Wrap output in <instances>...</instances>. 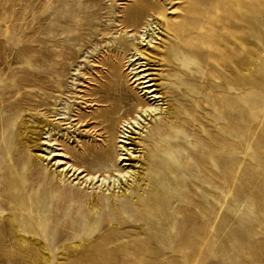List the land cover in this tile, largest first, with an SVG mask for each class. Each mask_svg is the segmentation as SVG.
<instances>
[{
  "label": "rangeland",
  "instance_id": "374dc122",
  "mask_svg": "<svg viewBox=\"0 0 264 264\" xmlns=\"http://www.w3.org/2000/svg\"><path fill=\"white\" fill-rule=\"evenodd\" d=\"M218 1L207 0L203 6H213ZM165 3L169 11L179 9L176 6L179 3L171 5L168 0ZM184 3L195 8L194 16H202L200 4L192 3V0H185ZM141 5L139 0H0V98L11 92L21 94L14 118L20 121L26 116L29 123L38 125L35 119L39 117L49 125L54 122L50 116L53 104L63 106L66 101L72 102L71 110L77 124L69 129L65 125L57 127L55 124L56 130L60 129L63 135L48 150H63L65 145L75 151L84 144L95 147L104 141V131L95 130L96 118H89L88 115L96 111L100 113L101 108L109 105L106 99L113 100L118 94L117 87L115 93L112 89H105V86H112L107 79L110 77L111 58L121 57L119 53L123 52L117 46L128 41V36L121 30L131 29L134 32L143 24L144 19H132L131 16L132 22L122 21L125 12L134 8L141 11ZM239 13L244 18L242 31H239L236 18L228 21V39L221 42L222 47L228 48L225 53L229 57L228 62L211 69L208 63L196 60L205 74L212 70L219 77L221 84L217 88L210 87L214 89L212 93L231 103V111L225 117L205 110L218 117L215 130L218 136L211 135V140L203 144L205 148L214 145L204 164L210 174H191V169H186L190 176L184 177L187 183L189 178L196 176L198 179L206 178L202 181L205 194L200 188L190 189L191 193L200 195L196 200L199 216L204 213L210 215L209 220H204V217L200 220L201 228L206 232L202 229L197 234L196 247L186 235L180 245L177 243L178 249L170 245L171 233L175 234L178 227L161 231L150 226L151 219L156 220L157 217L150 214L152 211L148 206L156 203L155 198L159 195L155 194L152 183L155 180L151 160H147V138L158 124L167 122L169 114L164 110L170 106L176 107L172 104L175 103L173 95L169 93L174 86V83H168L171 80L168 77L170 60L161 57V60L149 61V67L156 74L160 90L166 94L163 113L156 120H151L148 127L141 129L146 136L137 134V137H143L144 142L140 146L135 145L137 156L129 160L131 165H135V175L119 185L110 182L100 186L99 183H86L76 175L61 177L55 174L53 159L50 162L36 159L33 165L25 167L24 182H20L19 188L8 192V196L0 193V245L13 254L7 255L6 260L1 255L0 264H38L31 259L27 262L28 257H19L21 252L29 254L33 246L30 241L18 243L10 215L16 218L20 227L29 229L26 231L28 234L45 245L50 260H43V264H91L97 256L108 258L111 264H264V0H244L243 10H239ZM218 18L222 24L226 21L213 9L207 31L210 38L221 30L222 24L219 26L215 23ZM193 30L198 39L203 38L199 27L194 25ZM66 31L77 32L78 37L73 42V50L66 56L62 75H58L56 85L48 87L37 77H31V73L41 64L42 57L50 52L57 38L64 37ZM161 36L162 39L153 42V48L167 46L166 50L170 52L168 47L171 46L172 36ZM95 46L97 50L93 56L90 55V61H84L87 64L86 73L72 74L80 63L78 53ZM178 50L177 57L184 55V48ZM177 57L173 55L174 59ZM123 64L124 61L119 64L121 81L126 84L128 81L131 91L136 94ZM24 71L28 72L25 77H30L27 84L23 82L21 74ZM200 82L206 85V79L200 76L196 90L200 89ZM49 94L51 97L47 99ZM239 95L241 102L235 106L234 100ZM42 97L44 104L37 105V100ZM185 97V102H192L188 96ZM132 101H135L133 97ZM89 102L91 105L83 106ZM204 102L209 103L208 99ZM222 110H225L224 106ZM198 111L195 110V113ZM182 118L185 119L184 116ZM51 125L54 126V123ZM180 130L179 127L174 129ZM15 138L13 134L12 139ZM0 140L4 138L0 136ZM180 141L191 144L193 139L183 138ZM191 145L199 147V143ZM41 147L37 145L33 153L38 156L42 154L41 150L45 147ZM188 158L183 162L184 169L190 165ZM66 160L82 168L89 165L75 152L70 153ZM214 171L224 174H211ZM146 180L148 183L143 189L141 183ZM93 200H97L99 206ZM167 202L171 217L183 220L185 215L182 209L189 204L186 198L178 202L177 197L172 195ZM24 219L31 221L29 226ZM67 219L72 222H66ZM76 220L80 221L73 224ZM183 222L186 225L185 219ZM153 235L156 236L155 240L151 239ZM138 240L142 242L134 247V242ZM167 243L161 252L156 251L158 246ZM190 250H194L191 260L190 255H185ZM15 255L18 260L14 258Z\"/></svg>",
  "mask_w": 264,
  "mask_h": 264
},
{
  "label": "bare ground",
  "instance_id": "6f19581e",
  "mask_svg": "<svg viewBox=\"0 0 264 264\" xmlns=\"http://www.w3.org/2000/svg\"><path fill=\"white\" fill-rule=\"evenodd\" d=\"M139 1L142 4L139 8L141 11L134 8L125 12L122 21H127V23L132 22L129 17L131 16L132 19H144L143 24L134 32H131V29L121 30L128 36V41L124 45L119 44L117 46L118 50L123 52L119 53L121 57L113 56L111 58V71L108 73L110 77L107 79L112 82V86L111 88L105 86V89H112L115 93V88L117 87L118 94L113 100L106 99L109 105L101 108L100 113L96 111L95 114L88 115L89 118H96L94 124L95 130L104 131L106 135L100 145L93 147L84 144L75 151L70 150L65 145L63 150L56 147V149L52 148L48 150L49 147L57 144L58 137L63 135L59 132L60 129L56 130L57 127L65 125V128L69 129V127L77 124L75 114L71 110V101H66V104L63 106L57 103L53 104L50 114L52 116L51 119L54 121L50 120L54 123V126H52L51 124L53 123L48 125L39 117L35 119L39 122L38 125L29 123L26 116H23L20 121L14 118L21 94L11 92L0 98V136L4 138V140H0V193L8 196V192L19 188L20 182H24L23 174H25V167L33 165L36 159L41 161L47 159L48 162L53 159L52 165H55V174L61 177L68 178L76 175L79 178H83L86 183H99L98 185L100 186L110 184V182H113V185H119L123 180L126 181L135 175L136 169L133 167L135 165H131L129 160H134L135 156H137L135 154L137 151L135 145L140 146L144 142L143 137H140L144 135L141 129L148 127L151 120L159 118V115L163 113V105L166 98L165 91H161L159 88L160 83L156 82L155 72L149 67V61H158L161 60V57H165L170 60L168 77L171 80L168 83H174V86L169 89V93L173 95L175 103L172 104L176 107L170 106V108L164 110L169 114L166 120L170 122V125L162 120L163 122L158 124L154 131H150L148 134L149 138H147L149 141V145H147V160H151L152 172L154 173L153 178L155 180L152 183L155 194L159 195L158 198L151 197V199L155 198L156 203L148 206V209L152 211L150 214L157 217L156 220L151 219L150 226L161 231H165L171 227H178L175 234L171 233L170 245L178 249L177 243L180 245L186 235L190 237L191 242L195 246V241L198 240L197 234L203 229L201 228L200 220L203 217L204 220H209L210 215L209 213H204L203 216H199L196 200L200 198V195L195 192L191 193L190 189L200 188L205 194L206 190L202 181L206 178L202 177L198 179L196 176L192 179L189 178V182L187 183L184 177H189L190 172L191 174L192 172L196 174H210L205 170L204 164L206 158L211 155L214 145L211 144L205 148L203 144L211 140V135L218 136V133L215 131L217 129L216 123L218 117H215L212 113H207L205 110L209 109L212 112L220 114L222 117L227 116L231 111V103L227 99H222L219 95H215L212 93L214 89H210V87L217 88L221 84L218 81V75L212 70L205 74L196 60L208 63L211 69L217 67V64L223 65L228 62L229 57L225 55L228 48L222 47L221 42L223 39H228V21L236 18L239 23V31H242V21L244 18L241 13H237L239 10H243L244 0H219L216 5L207 7L203 6L207 0H192V3L200 4L201 17L193 15L195 8L192 5L184 3L185 0H168L171 5L179 3L176 5L179 9L173 8L170 11L166 7L165 2L167 0ZM213 9L226 21L222 24L220 18L215 20L217 25L220 26L222 24L221 30L215 37L210 38L207 35V31L209 30L208 24L211 21L210 13ZM185 16H187V19H185ZM194 25L200 28L201 36H203L202 39L197 38L193 30ZM127 26L129 25H125V27ZM161 34L172 36L170 37L171 46L168 47V49H171L170 52L166 50L167 46L162 49L153 48V42L156 39H162ZM77 37V32L73 31H66L64 37H58V40L53 43L50 52L42 57L41 64L32 70L31 77H37L42 84L48 85V87L56 85L58 75H62L66 56L73 50V42ZM111 42L113 43V41ZM241 45L242 43L239 44L240 47ZM179 48H184L185 53L177 57ZM96 50L97 46L88 50L83 49L79 52L80 63L77 64L72 74H85L87 64H84V61H90V55L96 52ZM173 55H176L177 58L174 59ZM122 61H124L123 65L126 66L125 69L128 71L129 82L136 90V94H133L131 91L128 81L127 84L121 81L119 64ZM117 69L119 70L118 72H116ZM21 74H23V82L27 84V79L30 77L25 76L28 72ZM200 76L206 79V85H202L200 82V89L196 90ZM71 77L75 79L73 75ZM77 78L78 76H76V80ZM100 86L103 89L102 83ZM124 86L125 88L123 89ZM74 89L76 90L77 87ZM104 92L105 90H103ZM70 96L76 95L71 94ZM185 96H188L192 102H185V99H187ZM50 97L51 95L49 94L47 99H50ZM132 97L135 101H132ZM43 99V97L38 99L37 105L44 104ZM206 99H208V104L204 102ZM81 102L85 103L86 101L82 100ZM240 102L241 96L239 95L235 98L233 104L238 106ZM88 105H91V103H86L83 106L88 107ZM222 106L225 107V110H222ZM195 110L199 111L195 113ZM183 116L185 119L182 118ZM55 124L57 127H55ZM177 127L181 130L174 131ZM13 134L16 137L14 140L12 139ZM137 134L142 135L137 137ZM183 138L187 140L193 139L191 144L199 143V147L191 145L189 142H181L180 139ZM20 142L22 145H19ZM37 145L45 147L41 150L42 152L40 151L42 154H39V156L33 153ZM73 152L81 155L89 162V165H86V168H82L69 160L65 161V159L70 157V153ZM186 158H188L187 160L191 167L190 165H186L184 169L182 165ZM186 169L191 170L189 172ZM80 174L81 176H79ZM211 174L224 173L214 171ZM147 183V180L141 183L143 189L146 188ZM143 193L141 192V194ZM172 195L177 197L178 202L181 198H186L189 202L182 209L186 225H184V219H173L169 213L167 198ZM225 197H221V199L224 200ZM93 202L99 206L97 200H93ZM191 216L197 217L196 219H191ZM3 217L5 218L6 216L3 214ZM9 217L14 228V233L17 235L18 243L23 244L25 241L32 242V251L29 254H23L22 252L20 254L19 252V257L22 259L28 257L27 262L31 259L34 263L37 262L38 264H43V260L49 261L50 254L41 240L28 234L26 232L29 230L27 227H20L14 216L10 215ZM152 218L154 217L152 216ZM77 221L80 220L74 221L73 224ZM24 222L29 226V222L31 221L24 219ZM66 222H72V220L67 219ZM204 231L206 232V230ZM155 238V235L151 237L153 240ZM141 242L142 240L135 241L134 244L136 245L134 247H138V244ZM168 243L165 246H158L156 251L161 252ZM125 244L127 245L128 243L126 242ZM7 249V247L4 249L0 245V256H5V260L7 255L11 253ZM193 254L194 250L185 253V255H190L189 260H191ZM14 258L18 260L16 255ZM111 263V260L108 258L97 256L91 264ZM77 264L80 263L78 262ZM148 264H151V262Z\"/></svg>",
  "mask_w": 264,
  "mask_h": 264
}]
</instances>
